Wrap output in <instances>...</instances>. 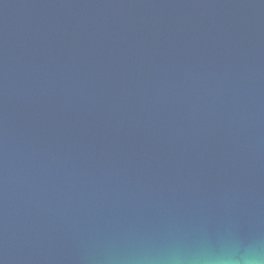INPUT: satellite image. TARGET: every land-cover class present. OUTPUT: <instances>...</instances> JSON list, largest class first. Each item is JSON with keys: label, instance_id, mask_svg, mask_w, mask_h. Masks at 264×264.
<instances>
[{"label": "water", "instance_id": "95a60500", "mask_svg": "<svg viewBox=\"0 0 264 264\" xmlns=\"http://www.w3.org/2000/svg\"><path fill=\"white\" fill-rule=\"evenodd\" d=\"M264 254V0H0V264Z\"/></svg>", "mask_w": 264, "mask_h": 264}, {"label": "clouds", "instance_id": "9594fccd", "mask_svg": "<svg viewBox=\"0 0 264 264\" xmlns=\"http://www.w3.org/2000/svg\"><path fill=\"white\" fill-rule=\"evenodd\" d=\"M192 264H264V254L250 252L245 256L236 257L232 253H224L219 256L197 258Z\"/></svg>", "mask_w": 264, "mask_h": 264}]
</instances>
